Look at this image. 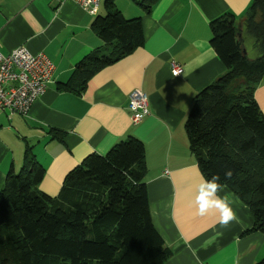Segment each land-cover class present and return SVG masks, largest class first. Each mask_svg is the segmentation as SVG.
<instances>
[{"label":"crops","instance_id":"0c3cea01","mask_svg":"<svg viewBox=\"0 0 264 264\" xmlns=\"http://www.w3.org/2000/svg\"><path fill=\"white\" fill-rule=\"evenodd\" d=\"M101 1L89 14L74 0H0V52L23 46L55 66L27 114L0 111V190L7 172L22 166L26 147L45 169L40 190L54 196L85 156L132 135L145 146L152 224L172 252L163 264H255L264 258V234L248 232L251 212L228 187L220 194L231 196L239 222L221 227L216 213L196 214L201 172L183 127L194 96L224 72L209 22L224 13L242 22L251 0H156L148 12L134 0H115L125 18L141 19L143 45L98 70L82 93L59 91L82 58L103 47L91 28L105 14ZM173 65L182 73L173 75ZM134 90L145 94L148 110L137 124L127 107ZM254 98L264 115V73Z\"/></svg>","mask_w":264,"mask_h":264},{"label":"trees","instance_id":"16d2710c","mask_svg":"<svg viewBox=\"0 0 264 264\" xmlns=\"http://www.w3.org/2000/svg\"><path fill=\"white\" fill-rule=\"evenodd\" d=\"M134 1L148 12L156 0ZM103 5L105 14L91 23L103 47L86 54L59 91L82 93L98 70L143 45L141 19L125 18L115 0ZM244 16L209 22L224 72L194 96L183 127L204 178L219 174L249 208L248 232L264 234V115L254 98L264 73V0H251ZM241 25L254 38L255 58L243 53ZM146 171L144 143L129 135L85 156L51 196L40 190L45 169L26 147L22 166L7 172L0 190V264H163L172 252L152 224Z\"/></svg>","mask_w":264,"mask_h":264},{"label":"built area","instance_id":"2783aa9c","mask_svg":"<svg viewBox=\"0 0 264 264\" xmlns=\"http://www.w3.org/2000/svg\"><path fill=\"white\" fill-rule=\"evenodd\" d=\"M85 12L94 14L99 0H74ZM55 66L43 53L32 54L19 46L7 54L0 52V111L27 114L31 104L45 90L51 81ZM181 66L173 65L172 74L182 73ZM130 119L139 123L148 113L147 99L140 90L128 96Z\"/></svg>","mask_w":264,"mask_h":264},{"label":"clouds","instance_id":"9594fccd","mask_svg":"<svg viewBox=\"0 0 264 264\" xmlns=\"http://www.w3.org/2000/svg\"><path fill=\"white\" fill-rule=\"evenodd\" d=\"M232 170L226 169L224 177L231 179ZM225 185L220 182L219 174H214L210 179L200 174V181L196 187L194 205L196 214L206 216L209 213L218 215V223L221 227H228L233 222H239L237 214L232 207L234 203L229 194L221 195Z\"/></svg>","mask_w":264,"mask_h":264},{"label":"rangeland","instance_id":"374dc122","mask_svg":"<svg viewBox=\"0 0 264 264\" xmlns=\"http://www.w3.org/2000/svg\"><path fill=\"white\" fill-rule=\"evenodd\" d=\"M104 0L101 1V6L103 4ZM243 16V15H242ZM245 18V16H244ZM243 18V19H244ZM242 36H241V40H242V45L246 51V55L249 58H255L259 55V50L258 48L255 46L254 43V38L244 30H242Z\"/></svg>","mask_w":264,"mask_h":264},{"label":"water","instance_id":"95a60500","mask_svg":"<svg viewBox=\"0 0 264 264\" xmlns=\"http://www.w3.org/2000/svg\"><path fill=\"white\" fill-rule=\"evenodd\" d=\"M246 51L245 50H243V53H245Z\"/></svg>","mask_w":264,"mask_h":264}]
</instances>
